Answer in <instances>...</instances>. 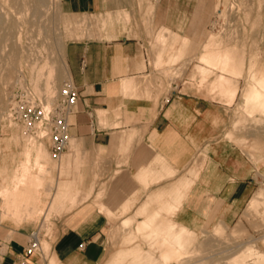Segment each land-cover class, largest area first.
Masks as SVG:
<instances>
[{
	"label": "rangeland",
	"instance_id": "374dc122",
	"mask_svg": "<svg viewBox=\"0 0 264 264\" xmlns=\"http://www.w3.org/2000/svg\"><path fill=\"white\" fill-rule=\"evenodd\" d=\"M129 1L131 12L117 11L113 19L110 14L67 13L60 0H42L40 4L33 0H7V3L0 0V198L1 205L9 210L2 218L32 216L39 223L44 219L42 228L47 235L41 237L40 253L45 258L50 256L53 215L71 210L77 204L74 194L85 191L84 187L74 185L79 160L67 153L72 147V135L67 151L56 159L51 156L47 133L38 126L25 129L21 121L11 117L14 94L24 91L39 105L51 107L63 80L68 79L66 44L93 36L114 21L131 23L143 26L146 34L154 36L162 52L167 53L160 62L163 92L167 96L181 94L187 87L217 106L216 122L210 124L211 136L197 146L190 161L179 171L183 177L177 182L180 179L189 182L185 194L211 157L222 162L240 157L251 167L254 183L236 219L218 220L197 231L173 218V225L162 222V227L169 232L181 231L182 238L172 234L167 238V234H155L149 227L142 232L136 230L137 222L143 218L144 206L147 210L158 207L157 201L150 200L158 190L147 196L133 214L123 218L128 211L126 203L124 212L108 217L107 253L99 264H104L114 253L118 257L120 252L135 251L137 248L132 247L137 246L141 247L139 254L126 258L131 264H141L145 254L148 258H160L153 264H264V110L250 113L242 106L243 93L250 84L256 89L257 97L260 95L264 101V0ZM160 2L175 13L172 23L176 31L164 23L153 24V13ZM206 51L212 52L207 57H213L215 63L208 61ZM48 63L52 68L49 85L54 88L49 99L44 90ZM34 88L43 89L40 97V91H36L37 97ZM234 90L236 96L230 100ZM38 148L43 152L44 163L38 168L32 165L31 171L40 172V177L25 181L13 177L26 151L33 153ZM63 178L65 182L61 181ZM136 178L144 182L148 179ZM161 236L162 243L157 244L156 238ZM155 245L162 248L155 250ZM50 261L53 264L52 258ZM117 264L126 263L121 260Z\"/></svg>",
	"mask_w": 264,
	"mask_h": 264
},
{
	"label": "crops",
	"instance_id": "0c3cea01",
	"mask_svg": "<svg viewBox=\"0 0 264 264\" xmlns=\"http://www.w3.org/2000/svg\"><path fill=\"white\" fill-rule=\"evenodd\" d=\"M60 5L67 13L110 14L113 19L117 11L132 10L129 0H60ZM166 6L157 3L153 24L164 23L176 31L175 13ZM135 16L139 19V14ZM166 56L143 26L117 21L93 36L66 44L67 75L79 90L68 115L73 143L67 153L79 160L74 185L85 191L74 194L77 204L71 210L53 215L48 258L39 252L24 253L29 233L39 223L36 217L0 218V264H51V258L53 264H99L107 253L109 215L124 212L126 203L123 218L133 214L157 190L150 200L157 201L158 207L147 210L144 206L139 221H152L149 229L167 238L171 234L183 237L179 230L162 227V222L173 225L172 218L197 231L240 215L254 183L251 167L240 157L224 162L211 157L186 194L189 182H177L197 146L211 136L210 124H215L218 114L216 105L187 87L181 94L163 92L160 62ZM254 89L250 84L242 96V106L250 113L264 110ZM235 96L236 90L230 100ZM142 170L148 173L139 177ZM111 173L115 176L109 177ZM156 239L162 243V236ZM113 255L104 264L121 262ZM158 259L142 261L153 264ZM123 260L131 264L130 259Z\"/></svg>",
	"mask_w": 264,
	"mask_h": 264
},
{
	"label": "built area",
	"instance_id": "2783aa9c",
	"mask_svg": "<svg viewBox=\"0 0 264 264\" xmlns=\"http://www.w3.org/2000/svg\"><path fill=\"white\" fill-rule=\"evenodd\" d=\"M78 97L79 90L68 78L63 80L55 104L51 107L39 105L24 91H18L14 94L10 114L16 121H21L25 129L33 130L34 126H38L47 133L51 156L57 159L69 145L71 134L68 115ZM43 223L44 219L30 231L25 254L41 252V237L46 235Z\"/></svg>",
	"mask_w": 264,
	"mask_h": 264
},
{
	"label": "bare ground",
	"instance_id": "6f19581e",
	"mask_svg": "<svg viewBox=\"0 0 264 264\" xmlns=\"http://www.w3.org/2000/svg\"><path fill=\"white\" fill-rule=\"evenodd\" d=\"M5 1V3H7L6 1L7 0H4ZM36 4H40V3H42V0H33ZM1 6V5H0ZM26 6V5H25ZM2 7V6H1ZM2 10H3V8H2ZM0 12H1V8H0ZM4 12V11H3ZM1 14H2V12H1ZM1 14H0V18H1ZM4 15H6V14H4ZM4 18H5V16H4ZM4 21V20H3ZM163 33V32H162ZM162 35V34H161ZM213 36V35H212ZM210 37V36H209ZM211 38V37H210ZM212 42H213V40H212ZM207 52V51H206ZM210 52V51H209ZM205 53V52H204ZM210 53H212V52H210ZM210 53H206L205 55H206V58H210L208 61H210L211 60V63H215V62H213V57H207V55L208 54H210ZM213 53H215V52H213ZM216 53H218V52H216ZM204 55V54H203ZM211 55V54H210ZM218 55L219 54H217V57H218ZM214 56H216V54L214 55ZM223 56V54H221V57ZM174 57V56H173ZM172 57V58H173ZM216 57V58H217ZM204 58V57H203ZM215 58V57H214ZM205 59V58H204ZM203 59V60H204ZM202 60V59H201ZM47 62H48V60H46ZM219 61V60H218ZM220 62V61H219ZM224 62H228L227 60H224ZM45 63V62H44ZM229 63H230V61H229ZM228 63V64H229ZM49 65V68L47 69V67L48 66H46L45 65V67H46V70L48 71H46L47 72V76H48V78L46 79V84L47 85H45L46 87H45V92H46V94L48 95V98L47 99H49V97H50V94H52L53 93V87L51 86V85H49V78H50V75H51V71H52V68L50 67L51 65H50V63H48ZM222 64H223V61H222ZM44 64H42V67H44L43 66ZM53 67V66H52ZM41 68V67H40ZM43 70V69H42ZM40 71V74H41V70H39ZM39 71H38V73H39ZM44 71V70H43ZM45 72V71H44ZM43 73V72H42ZM51 84V83H50ZM44 88V87H43ZM36 88H34L33 89V91L35 90ZM37 90H39L40 92H41V90H43V89H39V88H37ZM37 90H35V95H36V91ZM38 93V94H40V95H38L39 97L41 96V94H42V92L41 93ZM44 92V91H43ZM44 92V93H45ZM46 94H44V96H45V98H46ZM37 96V95H36ZM37 96V97H38ZM260 95L258 96V99H260ZM46 102V101H45ZM47 103V102H46ZM263 108H264V101H263ZM43 152L41 151V149L40 148H38V149H34V151H33V153H31V152H29L28 150L26 151V155H25V158H24V160H22L21 161V164H20V166H17V168H16V171L14 172V174H13V177H15V178H17L19 181H25L27 178H38V177H40V172H35V171H31L32 169H31V166L32 165H34L35 167H39L40 165H43V163H44V160H43ZM25 163V164H24ZM142 172H143V174H139V177H142V176H146V174L148 173L147 172V170H142ZM16 190H18V188H16ZM22 191V190H21ZM3 205V204H2ZM2 205L0 204V206H1V216H0V218H2L3 217V215H4V213L7 211V207L6 206H4L3 205V207H2ZM27 206V205H26ZM25 206V207H26ZM30 207H33V206H30ZM9 208V207H8ZM28 209H29V207H27ZM32 210V208L30 209V211ZM9 212V210L7 211V213ZM150 225H151V222H150V220H148V219H144V220H142V221H138L137 222V224H136V230L137 231H142V230H144V229H147L148 227H150ZM219 226H221V225H219ZM220 228V227H219ZM217 230H219L218 229V227H217ZM251 249V248H250ZM140 248H137L135 251H131V252H120V255L118 256V259H120L119 261H121L122 259H126L127 257H130V256H135L136 254H139V252H140ZM260 253V256H262V254H261V252H259ZM143 257H145V258H143V259H146V258H148V257H150V256H147L146 254L143 256ZM260 258H263V257H260ZM264 259V258H263ZM145 264V263H148L147 261H145V260H143L142 261V263L141 264Z\"/></svg>",
	"mask_w": 264,
	"mask_h": 264
}]
</instances>
